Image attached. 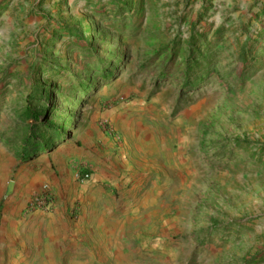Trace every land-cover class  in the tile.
<instances>
[{"label": "rangeland", "instance_id": "rangeland-1", "mask_svg": "<svg viewBox=\"0 0 264 264\" xmlns=\"http://www.w3.org/2000/svg\"><path fill=\"white\" fill-rule=\"evenodd\" d=\"M45 187L29 264H264V0H0V225Z\"/></svg>", "mask_w": 264, "mask_h": 264}, {"label": "crops", "instance_id": "crops-1", "mask_svg": "<svg viewBox=\"0 0 264 264\" xmlns=\"http://www.w3.org/2000/svg\"><path fill=\"white\" fill-rule=\"evenodd\" d=\"M27 204L23 209L16 206L0 225V264H15L20 254L23 258L20 259L19 264H29L30 261L24 257V254L32 253L31 246H37L41 249L38 251L44 254L43 247L46 246L48 249L47 246L55 232L65 228L63 217L56 218L54 214L42 211H29Z\"/></svg>", "mask_w": 264, "mask_h": 264}, {"label": "trees", "instance_id": "trees-1", "mask_svg": "<svg viewBox=\"0 0 264 264\" xmlns=\"http://www.w3.org/2000/svg\"><path fill=\"white\" fill-rule=\"evenodd\" d=\"M112 72L104 70L102 78L108 77ZM25 118L31 122L26 126L27 134L23 136L21 145L15 146L13 149L15 155L24 159L29 158V156L26 157V153L39 156L44 151L54 149L59 141L61 128H56L54 124L45 121L41 122L40 115L29 113V110H27Z\"/></svg>", "mask_w": 264, "mask_h": 264}, {"label": "built area", "instance_id": "built-area-1", "mask_svg": "<svg viewBox=\"0 0 264 264\" xmlns=\"http://www.w3.org/2000/svg\"><path fill=\"white\" fill-rule=\"evenodd\" d=\"M85 178L89 179V176L86 175ZM27 209L32 212L43 211L52 213L57 209V205L53 194L45 187L44 190H41L34 198L29 200Z\"/></svg>", "mask_w": 264, "mask_h": 264}]
</instances>
